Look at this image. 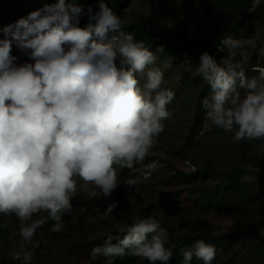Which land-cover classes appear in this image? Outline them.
I'll return each mask as SVG.
<instances>
[{"label": "clouds", "instance_id": "clouds-1", "mask_svg": "<svg viewBox=\"0 0 264 264\" xmlns=\"http://www.w3.org/2000/svg\"><path fill=\"white\" fill-rule=\"evenodd\" d=\"M255 38L264 57V36L257 32ZM220 45L224 55L217 60L203 51L193 72L210 89L201 101L205 119L232 133L233 142L264 138V66L249 77L237 59L245 42L228 35ZM156 63L142 39L122 30L108 0L45 2L0 26V214L20 221L19 250L12 249L10 261L31 264L27 245L48 220L49 231L63 229L62 215L72 211L79 182L99 189L97 198H110L120 184L117 169L144 164L176 97L162 87L165 74ZM144 167L142 177L123 183L147 180L158 162ZM117 206L109 203L105 215ZM39 213L47 215L33 220ZM94 218L105 219L95 212ZM168 241L162 221L146 216L135 218L122 238L108 234L89 255L92 261L104 257V264L125 256L169 264ZM216 251L197 240L181 250V264H192L193 257L212 264Z\"/></svg>", "mask_w": 264, "mask_h": 264}, {"label": "trees", "instance_id": "trees-1", "mask_svg": "<svg viewBox=\"0 0 264 264\" xmlns=\"http://www.w3.org/2000/svg\"><path fill=\"white\" fill-rule=\"evenodd\" d=\"M176 1L192 15L190 22L177 21L174 24L176 29H173L171 25L158 19L156 10L136 8L135 5L145 6L138 0H108L109 6L121 18L122 30L142 39L155 53V66L159 67L162 62L173 58L175 64L187 67L179 81L177 76L171 80L172 85L186 82L189 73L196 69L199 55L203 51H209L219 60L224 53L218 52L217 48L221 46V39L228 35L241 40L253 39L248 48V55L245 57L239 52L237 56V59H242L245 63L249 77L256 75L253 68L264 66V57H260L258 53L261 45L255 38L257 32L264 36V0ZM80 2L87 5L95 3V0ZM153 3H149L151 8ZM29 5L28 0H0V26L27 15ZM86 23L85 18L81 21V26ZM24 59L26 57L21 56V61ZM195 78L197 84L194 96L190 97L187 93V99L180 103L185 108H193L181 146H187V149L191 150L199 130L205 123L210 130L224 133V143L228 145V150L223 165L213 160L209 153L210 144L203 142L200 149L187 156V163L192 169H174L176 173L173 177L177 178L184 188L190 187L187 195L177 191L175 194L180 193L177 203H172L169 199L167 207L159 206L157 209H151L145 201L146 198L153 199L155 194H148L145 198L137 196L129 207L125 192L134 186L124 184L116 197L122 209L118 212L113 210L108 214V221L103 219L100 225L91 223L94 217L92 209L81 210V202L75 201L78 210L72 209L62 215L64 227L60 232L49 231L53 224L51 220L37 229L33 237L37 243L31 246L36 260L31 261V264H104V257H99L96 261L90 259L91 249L97 244H102L108 234L122 238L135 218L146 216L157 217L168 230L169 241L165 246L173 252L169 264H181V250L191 247L195 241L201 239L216 247V257L212 264H264V138L233 142L232 133L224 132L206 120L201 101L209 96L210 89L200 77ZM172 109L169 108V111ZM161 142L162 133L153 149H157ZM220 168H224V171L220 172ZM117 172L125 181L129 177H138L144 173V168L135 165L133 169L118 168ZM46 215L35 214L32 219ZM177 220L183 224L191 222L190 229L181 232L177 229ZM107 222L114 225L108 234L98 237L79 236L82 230L89 231L90 228L100 232L102 223ZM19 226L20 221L15 214H0V264H19L9 259L14 247L19 250L16 245V241L20 239ZM57 236L61 241L65 237H71L68 245L62 250L64 257L54 255L56 249L53 239ZM41 252L47 253L46 257H43ZM67 252L72 258L67 257ZM115 264L149 262L140 257L125 256L116 258ZM192 264L203 262L193 257Z\"/></svg>", "mask_w": 264, "mask_h": 264}, {"label": "rangeland", "instance_id": "rangeland-1", "mask_svg": "<svg viewBox=\"0 0 264 264\" xmlns=\"http://www.w3.org/2000/svg\"><path fill=\"white\" fill-rule=\"evenodd\" d=\"M30 5L28 6L29 12L35 10L42 6L43 3L55 2V0H28ZM143 3L145 6H137L138 9L145 10H156L158 12V19L164 23L171 25V28L176 29L174 24L177 21H191V12L185 11L183 7H181L176 0H138ZM150 2L153 3V8L149 6ZM245 42V49L242 52L243 56L248 55V48L253 43L252 38H247L242 40ZM19 54L14 49V54ZM167 65V67H164ZM162 68L165 74V84L162 87H170L176 92L175 99L168 105L169 108H173L171 112L173 115L170 119L165 120V130L162 133V142L160 143L157 149H152L148 156L145 158L144 164L141 165L144 168V172L146 171L144 165L151 163L153 160L158 162L157 170L151 173V176L147 180L141 181L134 185V188L127 189L125 192L128 206L131 207L134 199L138 197H144L148 194H155L156 196L149 200L146 198L147 205L149 207L157 209L159 206L167 207L168 200L172 203H177L180 200V193L175 194V192L179 191L184 195H187V191L190 187L184 188V186L174 178L173 175L176 173L174 169H180L181 171H189L192 169L187 163V156L193 155L195 150L200 149L201 143L208 142L210 144V156L216 163H221L225 160V154L228 150V145L224 143V133L218 130H210L208 126L204 123L199 130L193 148L187 149L188 147L181 146L183 141L182 136L185 134V127L189 123V118L192 114L191 107L185 108L180 103L187 99V93H189L190 97L194 96V88L196 83V78L193 75V71L189 73L188 79L184 84L175 83L172 85L171 80L177 76V79L181 78L184 72H186L187 67L183 64H175L173 58L168 61L162 62L159 66ZM178 73V74H177ZM144 78H141V84H143ZM180 85V86H178ZM183 116V117H181ZM181 149V150H180ZM220 172L224 171V168L219 169ZM144 173H141L138 177H142ZM118 182L120 183L117 189L112 193L110 198H97L96 193L99 192V189L95 188L92 185H83L82 182L78 183L77 195L76 198L72 200L73 210L77 211L76 202H81L82 207L81 210L92 209L98 217H103L108 221L109 215H105V210L107 205L111 202H117L118 192L121 191L124 187V180L121 176H118ZM192 192V190H191ZM145 198V197H144ZM122 207L118 204L117 208L114 209L117 212L120 211ZM97 225L101 224V220L99 218H94L93 222ZM111 226L114 225L107 223H102V231L98 232L93 228H90L89 231H81L79 236H103L110 232ZM177 229L181 232H187L191 227V222L187 224H183L181 221L177 220L176 223ZM66 238V237H65ZM64 238V239H65ZM60 239V237H56L53 242V246L55 252L54 255L58 257H64L62 254V250L64 247L68 245L71 237H67L65 240ZM37 241L33 238L31 243L27 245L29 251L33 252L31 246H34ZM33 252L32 261L36 260V257ZM43 257H46L47 253H40ZM68 258H72L70 253H66Z\"/></svg>", "mask_w": 264, "mask_h": 264}, {"label": "built area", "instance_id": "built-area-1", "mask_svg": "<svg viewBox=\"0 0 264 264\" xmlns=\"http://www.w3.org/2000/svg\"><path fill=\"white\" fill-rule=\"evenodd\" d=\"M261 1H263V0H261Z\"/></svg>", "mask_w": 264, "mask_h": 264}]
</instances>
